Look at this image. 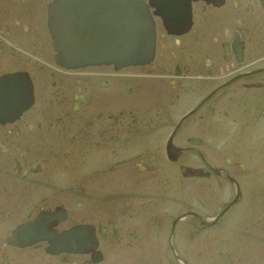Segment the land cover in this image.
I'll use <instances>...</instances> for the list:
<instances>
[{"label":"flooded vegetation","instance_id":"flooded-vegetation-1","mask_svg":"<svg viewBox=\"0 0 264 264\" xmlns=\"http://www.w3.org/2000/svg\"><path fill=\"white\" fill-rule=\"evenodd\" d=\"M52 1L0 0V264H189L190 235L212 229L209 218L196 212L178 221L193 222L190 228L174 221L163 226L167 222L154 217V226L136 228V236L120 218L152 181L137 175L151 174L164 160L199 169L201 175L186 179L213 204L225 197L226 186L234 197L223 208L237 196L238 184L243 197L244 186L264 165V0L195 3L191 31L158 33L152 63L110 67L97 97L118 95L122 103L118 112L104 115L84 109L93 102L90 67H62L52 41L48 47ZM119 76L132 80L116 89ZM128 98H134L129 107ZM183 117L177 133L183 154L173 162L167 139L155 144ZM138 139L140 148H126ZM77 142L81 147L65 149ZM80 149L90 150L94 171H103L96 181L107 216L90 221L98 247L54 254L46 241L17 243L18 227L43 214L54 213L48 225L60 231L76 223L80 204L88 214L90 188L69 182V171L85 165L68 159ZM127 236L134 241L124 242Z\"/></svg>","mask_w":264,"mask_h":264},{"label":"rangeland","instance_id":"rangeland-1","mask_svg":"<svg viewBox=\"0 0 264 264\" xmlns=\"http://www.w3.org/2000/svg\"><path fill=\"white\" fill-rule=\"evenodd\" d=\"M158 31L159 33L162 32L160 25ZM47 42L50 48V36H48ZM207 43L211 44L210 41ZM106 71L105 69H90V72L98 73L96 77L90 75V96L93 98V102L84 107L90 113L115 114L121 107L122 98L118 95H114L112 96L114 98L110 99H106L102 95L97 97L98 93L104 91L105 85L102 81L106 77L108 72ZM131 80V77L119 76L116 80L118 81L115 85L116 89L120 82ZM91 90H94L95 94ZM114 93H117V90ZM133 99L128 98L125 100V102H128L127 107L130 106ZM175 111L176 115L181 114L183 111L182 106L179 109L176 107ZM96 118H98V115H96ZM166 136V132L158 135V141L155 145L163 144L167 139ZM182 138L181 132L174 137V144L179 148H182L179 146L182 144ZM142 143L143 147L141 146V148H145V141ZM150 143H152L151 139ZM81 145L82 143L77 142L75 148L65 149L72 150L81 147ZM139 146L138 139L133 140L126 148H140ZM90 148L97 147L90 145ZM74 154L79 155L68 158L74 159L71 163H78L76 160H79L85 165H79L76 167L77 170L69 171L74 173L69 182L74 180L80 187L90 188V206L88 207L90 211L86 214L87 207L85 208L80 204L78 206L77 221L92 222L106 217L104 203L98 197L100 187L97 186L96 181V179L103 178V176L101 177L103 171H94L91 168L90 150L88 152L81 149L79 151L74 150ZM50 161L55 162L54 159H48V162ZM89 172L90 176L86 178V174ZM137 178L144 181L149 179L153 183L151 181L149 185L143 184L141 186L142 193L135 199L134 205L132 204L133 208L126 211V217L120 218L125 222L126 231L133 232V236H136V228L148 229L151 226L153 227L154 217L160 218L164 223L167 222V225L163 226L170 227L176 217L189 211L198 212L204 218L211 220L234 197L233 188L226 186L222 190L225 197L216 204L211 203L212 200L209 196L201 197L202 193L194 180L184 178L180 168L167 160H164L156 171L149 175L139 173ZM230 195H232V198ZM183 225H189L190 228L194 227L191 221H180L177 224V226ZM133 241L134 239L128 236L124 239V242ZM188 248L190 254L189 264H264V165H261L259 170L254 171L253 181L244 186L242 199L212 229L190 235Z\"/></svg>","mask_w":264,"mask_h":264},{"label":"water","instance_id":"water-1","mask_svg":"<svg viewBox=\"0 0 264 264\" xmlns=\"http://www.w3.org/2000/svg\"><path fill=\"white\" fill-rule=\"evenodd\" d=\"M60 1L65 4L67 11L63 26L69 30L63 35L58 19L57 3ZM149 2L158 6L155 12L162 15L174 30L186 26L191 17V0ZM50 12L56 50L61 49L59 37H64L69 43L70 52L62 56L64 61L74 62L76 65L116 63L118 67H123L146 64L154 57L155 23L150 6L143 0H58ZM181 18L185 22L177 23ZM181 124L182 121L167 143L168 156L173 160H178L182 155V149L174 144V137ZM193 171L189 170V173ZM182 172L186 174L188 169L182 167ZM54 216V213L48 216L43 214L36 220L23 224L15 236L24 244L48 240L51 244L49 250L52 252H86L90 250V245L97 246L94 233H90V224H78L62 232L53 231L48 223ZM60 219L64 221L66 216Z\"/></svg>","mask_w":264,"mask_h":264},{"label":"bare ground","instance_id":"bare-ground-1","mask_svg":"<svg viewBox=\"0 0 264 264\" xmlns=\"http://www.w3.org/2000/svg\"><path fill=\"white\" fill-rule=\"evenodd\" d=\"M221 2H222V4H224V0H221ZM110 67H112V66H110V65H94V66H90V69H96V70L105 69L108 71L110 69ZM86 68H89V67H86ZM90 75L96 77L98 75V73L90 72ZM116 76H114V77H116ZM29 99H30V94H28L26 101L29 102ZM32 101H33V98H32ZM30 105H32L31 102H30Z\"/></svg>","mask_w":264,"mask_h":264}]
</instances>
